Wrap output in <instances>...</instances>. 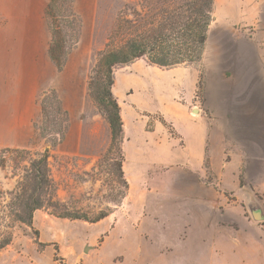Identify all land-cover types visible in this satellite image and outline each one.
Here are the masks:
<instances>
[{
	"label": "rangeland",
	"instance_id": "rangeland-1",
	"mask_svg": "<svg viewBox=\"0 0 264 264\" xmlns=\"http://www.w3.org/2000/svg\"><path fill=\"white\" fill-rule=\"evenodd\" d=\"M76 2L75 11L84 26L81 12L86 13L87 4ZM94 2V13L87 15L86 36L71 53L63 76H58L61 72L48 57L51 36L45 19L35 31H19L17 43L0 57L1 64L10 68L0 75V110L10 132L35 114L27 141H7L8 132L0 129V242L10 235L12 239L0 250V264H264V191L260 184L264 174L255 167V173L242 175L244 186H255L252 207L236 205L225 211L221 206L217 213L206 214L209 222L190 221L186 215L181 221L173 211L178 194L175 166L164 156L166 149L148 148L143 140L149 132L163 143L174 137L163 116L153 113L164 109L170 118L174 101L167 83L142 82L136 75L144 70L197 68L203 55L199 61L172 68L151 65L146 58L117 66L113 94L127 127L123 143L111 146L109 124L88 94V81L118 19L130 12L129 7H137L139 0ZM221 19L219 0H215L212 38ZM199 83L195 97L202 107L204 92ZM50 89L65 98L64 108H71L75 119L71 122L69 114L64 138L49 158L55 198L30 219L16 197L30 166L29 156L13 150L30 151L34 156L51 147L34 127L41 119V96ZM174 97L184 102L182 93ZM126 137L131 138L128 148ZM141 165L148 172L140 178ZM225 195L231 202L233 193L225 191ZM258 211L260 221L253 217ZM21 216L26 222L18 220ZM58 216L86 217L87 221ZM101 216L105 217L92 222Z\"/></svg>",
	"mask_w": 264,
	"mask_h": 264
},
{
	"label": "crops",
	"instance_id": "crops-1",
	"mask_svg": "<svg viewBox=\"0 0 264 264\" xmlns=\"http://www.w3.org/2000/svg\"><path fill=\"white\" fill-rule=\"evenodd\" d=\"M81 1L87 4L86 13L81 12L84 18L82 40L88 28L87 15L94 13L95 2ZM46 5V0H0V57L17 43L19 31H35L44 23ZM219 7L222 15L216 27L219 31L212 38L209 29L203 58L197 68L144 70L136 75L142 82L167 83L173 92L170 118L164 109L153 113L163 116L174 131V137L163 143L149 132L143 140L148 148L156 145L166 149L164 156L170 157L175 166L178 194L173 200V211L181 221L185 220L184 215L190 221H208L206 214L217 213L221 206L225 211L236 205L252 207L255 186H244L242 175L248 177L255 173V167L264 174V0H219ZM235 27L238 33L234 32ZM71 59L72 54L58 76L66 73ZM7 70L10 68L0 62V75ZM200 81L204 92L202 107L195 97ZM178 93L184 95V102L175 100ZM62 97L64 104L66 100ZM67 111L72 122L75 113L71 108ZM0 112V129H5L9 135L5 140L27 141L35 114L28 115L20 128L10 132L12 129ZM161 126L163 128V124ZM126 127L125 123L124 131ZM130 141L131 138L126 137L127 148ZM139 171L140 178L148 172L142 165ZM213 181L224 193L217 190ZM261 183L264 191V180ZM225 191L233 193L231 202ZM201 215L203 217L199 218ZM220 249L227 250L226 247Z\"/></svg>",
	"mask_w": 264,
	"mask_h": 264
},
{
	"label": "trees",
	"instance_id": "trees-1",
	"mask_svg": "<svg viewBox=\"0 0 264 264\" xmlns=\"http://www.w3.org/2000/svg\"><path fill=\"white\" fill-rule=\"evenodd\" d=\"M214 3L215 0H139L137 7H129L130 12L118 19L106 51L98 59L88 81V94L109 124L111 146L122 144L124 134L121 106L113 94L115 68L141 58L159 68L199 61L213 21ZM44 19L51 36L48 57L57 71L62 72L83 31L82 19L75 11V0H48ZM40 107L41 119L34 123V127L51 147L34 156L30 151L13 150L29 156L30 166L16 197L30 219L35 211L55 198L49 158L63 140L70 121L55 89L43 93ZM118 149L121 153V147ZM120 158L123 159V155L120 154ZM119 167L122 168V163ZM58 217L87 221L86 217ZM104 217L92 222L97 223ZM18 220L26 222L22 216ZM11 240L10 235L1 241L0 250L10 245Z\"/></svg>",
	"mask_w": 264,
	"mask_h": 264
},
{
	"label": "water",
	"instance_id": "water-1",
	"mask_svg": "<svg viewBox=\"0 0 264 264\" xmlns=\"http://www.w3.org/2000/svg\"><path fill=\"white\" fill-rule=\"evenodd\" d=\"M253 217H254V219L256 220V221H260V220H262L263 218L260 216V212L258 211V212H253ZM88 250V248L86 247V249H85V251H87Z\"/></svg>",
	"mask_w": 264,
	"mask_h": 264
}]
</instances>
